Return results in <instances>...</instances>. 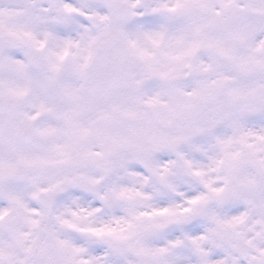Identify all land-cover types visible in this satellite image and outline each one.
Returning a JSON list of instances; mask_svg holds the SVG:
<instances>
[{"label":"snow or ice","instance_id":"6c2138e0","mask_svg":"<svg viewBox=\"0 0 264 264\" xmlns=\"http://www.w3.org/2000/svg\"><path fill=\"white\" fill-rule=\"evenodd\" d=\"M0 264H264V0H0Z\"/></svg>","mask_w":264,"mask_h":264}]
</instances>
